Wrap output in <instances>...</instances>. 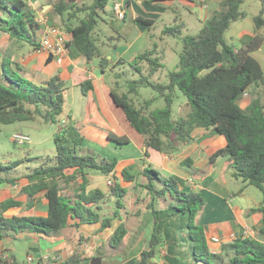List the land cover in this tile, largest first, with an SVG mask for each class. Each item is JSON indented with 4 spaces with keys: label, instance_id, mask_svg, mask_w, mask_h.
<instances>
[{
    "label": "trees",
    "instance_id": "trees-1",
    "mask_svg": "<svg viewBox=\"0 0 264 264\" xmlns=\"http://www.w3.org/2000/svg\"><path fill=\"white\" fill-rule=\"evenodd\" d=\"M125 1L129 3V0ZM245 1L220 0L197 34H184L185 22L181 16H176L175 24L166 26L162 32L181 39L182 50L179 63L167 73V81L164 82L151 80L165 67L161 55L155 53L156 44L154 49L146 48L132 59L120 57L113 61L105 54L97 28L100 21L105 20L102 14L108 13L110 0H92L91 3L81 4L79 0H57L53 2V8L71 34V40L67 41L68 48L72 47L89 61L97 60L102 72L110 71L115 75L116 84L110 91L111 98L122 109L129 125L144 137L147 148L145 155L148 156V148L174 154L193 140L195 129H211L223 136L226 143L211 155L210 161L214 163L219 156L229 155L234 176L261 189V205L252 211H261L264 219V96L261 92L264 69L253 55L259 45L252 41L236 48L225 38L232 23L247 16V11L242 9ZM112 2L114 5L117 0ZM31 4L22 0H0V31L8 33L11 40L29 43L37 49L40 24L35 20ZM111 11V16L116 17L114 8ZM80 12H84L85 16L80 17ZM135 20L150 30L157 19L139 15ZM254 22L257 29L264 26V5L254 17ZM112 28L117 30L114 25ZM11 64V57L5 55L3 68L6 80L0 83V124L41 119L45 124L60 125L65 105V82L55 75L37 84L19 71L18 64L15 68H11ZM119 67L124 68L116 71ZM130 69L141 76L129 79ZM122 77L126 78L127 90L120 93L119 79ZM91 87L90 80L83 82L85 94ZM143 87L153 88L158 95L137 104L136 98ZM249 88L250 101L246 107H242L239 100ZM176 90L186 96L190 106L185 116L177 118L173 114ZM158 98L165 100V106L152 109V104ZM58 133L56 155L42 159L38 166L28 167L22 175L28 180L23 186L28 200L23 202L8 197L0 202V240L22 232L53 235L63 228L79 227L82 223L101 222L102 228L111 226L114 217L102 218L97 208L93 207L94 204L99 205L105 193L98 188L88 189L89 174L97 170L109 176L114 173L117 161L98 159L91 153L80 154L78 146L82 144L83 137L75 127H59ZM108 138L118 145L130 142L126 135L109 133ZM19 166L20 161L0 164V170H9L5 175H0V183L15 180ZM114 178L116 181L110 186V193L116 198L118 208L124 207L123 201L128 193L126 184H134L136 188L142 187L150 196L148 212L153 216L148 246L125 264H264V242L252 237L237 236L223 242L220 250L212 249L206 226L197 220L205 205V198L199 191L184 189L177 177L166 176L158 169L146 166L138 173L123 169ZM72 182H78L75 193L68 192ZM42 199L48 203L46 216L4 214L11 207L31 209ZM160 201L166 203L164 209L158 207ZM114 215H120L118 209ZM172 216L179 217L182 222L180 228L184 229L185 234L181 235V244L188 249L185 253L176 246V236L172 235L170 227L164 225L166 219ZM127 233L125 223L121 222L113 232L110 244L118 247ZM261 233L264 234V227ZM166 240L173 245L162 258L161 252L165 247L161 245H165ZM81 259L82 254L74 252L66 259L51 261V264H79ZM0 264L27 263L11 254L7 258L1 257ZM92 264H102V257L93 256Z\"/></svg>",
    "mask_w": 264,
    "mask_h": 264
},
{
    "label": "crops",
    "instance_id": "crops-1",
    "mask_svg": "<svg viewBox=\"0 0 264 264\" xmlns=\"http://www.w3.org/2000/svg\"><path fill=\"white\" fill-rule=\"evenodd\" d=\"M178 1L186 4L188 11L196 15L194 13L195 10H189L197 5L196 0H164L154 3H150L148 0H129V3L125 0H117L116 4L121 5L125 10V19L118 18L117 21L111 20L110 23L111 26L114 25L116 27L117 30L115 32L119 36L118 39L124 40V43L115 45L113 43L107 44V48H103L107 57L113 59V61H116L120 57L132 59L141 51H144L148 47L149 30L147 26L137 22L135 20L136 17L141 15L158 20L173 3ZM53 2L55 1L47 2L42 11L47 10L49 24L58 26L55 22L60 21L61 16L54 11ZM36 4H31V9L35 13V20L40 24V28L37 29V38L40 40L41 37L39 34L44 25H41L38 17H42L41 15L44 16V14H36ZM116 4L113 5V8ZM145 11H149L150 16L145 15L144 13H148ZM181 15L183 17L184 14ZM208 18L203 19L204 22ZM65 37L67 41L71 40V34L69 32L65 34ZM19 45L24 46L22 42L11 40L8 33L0 31V83L6 80L3 68L5 55L11 57V68H15L17 66L16 64H18V67H20L19 71L34 83L42 84L50 77L58 75L65 82V104L68 103L67 112L63 116L61 115L62 117L60 119H66L67 126L78 129L80 135L83 137V142L78 148H82L85 145L88 137L93 138V140L101 139V142H99L103 143L101 147L109 149L107 151L108 154H103L102 156L106 157L109 161H117L114 173L109 176L102 173L95 175L92 171L89 174L88 189L93 190L89 186L96 185L98 189L105 193L99 205H93L95 209L97 208L102 218L104 216L101 210L105 202H107V198H112L107 181L115 176H119L123 169L138 173L144 167L151 166L166 176L177 177L186 190H196L202 195L206 192L209 193L210 197H204L205 205L198 215L197 220L200 224L206 226L207 237L212 249L220 250L223 242L241 236L244 230H252V238L264 242V234L261 233V228L264 227L263 213L258 210L252 211V209L258 208L261 202L258 206L250 208H235L233 206L234 201L237 199L235 196L236 194L243 193L244 189L242 188L236 192L230 187L229 179L227 178L228 173L231 174L232 178L237 179L233 174L234 170L231 166L232 159L229 155H222L216 158L214 163L210 161L211 155L225 145L226 141L223 136L214 133L211 129L199 127L194 131L193 140L183 145L176 153L166 154L153 148H148V156H146L145 152L147 148L144 144V138L142 136L135 138L138 136L134 132H138L129 125L122 109L111 98L110 91L114 87V84H116V77L113 73H109L110 71L106 73L102 72L97 60L89 61L84 55L76 52L72 47H70L69 54L63 63L54 62L55 67H49L54 60L47 63V55L44 66L48 68L44 66L40 67V53L36 51L33 54L35 50L33 48L29 52L30 54L28 53L24 56ZM15 47L17 50H15ZM86 80L92 82V87L85 94L82 87L83 82ZM250 98L251 96L248 97L245 105L241 106L246 107ZM187 106H189L188 103ZM56 126L58 136V127L60 125L56 124ZM109 133H114L119 136H127L132 133L138 145L136 152L134 154L121 155L119 151L123 150L122 146L110 140L108 138ZM138 134L140 135V133ZM131 142L132 140L128 144H124V146L130 145ZM23 171H19L17 176L27 172L24 169ZM101 175L106 178L104 181L94 179V177L98 178ZM20 178L9 182L13 186H2L4 188L2 190L9 187H22L28 183V180L23 176ZM4 183L8 182H2L0 185ZM71 184L73 186L74 182ZM68 192L71 193L70 190ZM3 196L2 200L8 197L23 202L26 200L21 195H16L15 192H6ZM24 208V206L11 207L4 214L9 216L26 214L27 212V214L42 216L48 214V203L44 199L38 201L30 210H25ZM119 223L120 220L116 221L113 218L111 226L105 228H102L101 222L80 224L79 232L88 236L89 240L86 246H82L81 252L83 254L79 264H92L93 256L102 257V264H125L130 258L138 256L147 247L148 239H142L139 234L132 233L131 231L127 233L118 247L112 246L109 243V239ZM164 225L169 226L172 235L176 236V246L179 247L182 245L181 235L185 233H183L184 229L180 228L182 222L179 217L172 216L166 219ZM152 226L153 216L151 230ZM66 228H63L60 232L53 235H41L37 232H22L14 236H7L0 240V258H7L9 255L14 254L19 261H24L27 264H51V261L57 262L66 259L76 251V244L79 242L75 240L74 242L67 241L63 235V231ZM215 237L220 238V241H212V238ZM170 245L173 244L169 240H166L165 245H161V247H165L166 249L161 252L162 258H164ZM137 249L140 250L138 251ZM29 258H31V261H29Z\"/></svg>",
    "mask_w": 264,
    "mask_h": 264
},
{
    "label": "rangeland",
    "instance_id": "rangeland-1",
    "mask_svg": "<svg viewBox=\"0 0 264 264\" xmlns=\"http://www.w3.org/2000/svg\"><path fill=\"white\" fill-rule=\"evenodd\" d=\"M49 1H57V0H37L36 1L37 3L36 4V7H37L36 14L37 15L44 14V16L41 15L42 17L40 16L38 17L40 20H45V19L48 20L47 17H49V15L47 14V10H44V11L42 10H43L44 5ZM91 1L92 0H79V4L83 2L91 3ZM219 2L220 0H197L196 2L197 7L194 6L193 8L189 9L190 11L195 10L196 11V12L194 11V13H196L195 15V14H192L193 12L191 13L188 11L186 4L178 1L176 3H173V5L167 9V11L163 14V16L159 18L158 20H156L155 24L150 28L149 33H148V47L147 48L151 50L155 48L154 47L155 44L157 45L155 49L156 51L155 53L161 55L160 57L163 58L165 67L161 68L155 74V76L151 78L152 81L154 82L167 81V73L170 70H173L174 68H176L177 64L179 63V54L182 50L181 39L170 36V35H164L162 30L166 26L174 25L176 16H181L182 21L185 22L184 34L186 33L187 34H197L203 27V24H204L203 19H205L206 17L212 16L214 10L219 5ZM263 5H264V2L262 0H246L245 3L243 4L242 9L247 11L248 13L247 16L233 22L230 28L226 31L225 38L228 41V43L234 45L236 48L246 46L250 42L255 41L259 46L257 47L258 49H256L253 52L254 53L253 55L260 62L262 68L264 69V26L260 29H257L255 22H254V17L260 13ZM111 10H113L112 0H110L109 6L107 9L108 13L102 14V17L105 20L100 21L98 28H97V35L104 49L107 48V44L113 43L115 45L119 43L121 44L124 43V40L118 39L119 36L117 32H115L111 26L110 18H114L115 21L118 20L117 16L116 17L111 16V12H112ZM145 12H148V13H144L145 15L147 14L148 16H150L149 11H145ZM181 14H184L183 17ZM79 16L83 17L85 16V13L80 12ZM55 24L59 26V28L62 30L65 36V34L68 31L66 30V25L63 19L60 18V21L55 22ZM42 33H43V28L39 34L40 37L42 36ZM109 35L112 37H110ZM22 44L24 46L19 45V47L23 55L26 56L30 51L33 50V46L26 42H22ZM15 46H17V44H15ZM15 50H17V48ZM35 52H36V49L33 51V54ZM39 55H41V59L39 63L40 67H43L45 60L47 58V52H42ZM54 62L56 61H53L49 67H55ZM44 67H47V66H44ZM121 68H124V67H119L116 69V71L122 70ZM144 68L146 69L147 67H144ZM128 74H129L128 75L129 79H137L141 76L140 73L135 72L131 69L129 70ZM144 74L148 76L147 71H144ZM107 79L109 78L107 77ZM125 79L126 78H123V77L119 79L120 80V93L127 90ZM247 92L243 96V98L239 100L240 105H245L248 97L251 96L250 90H248ZM261 92L264 96V87L261 89ZM157 95H158V92L154 90L153 88L143 87L140 90V96L136 98V103L142 104L144 103L146 99L152 98ZM187 102L188 100L186 96L180 90H176V100L173 105V114L176 118L179 116H185L189 112L190 106H187ZM67 104L68 103L64 105V112L62 116L66 114L67 112V108H68ZM164 106H165V100L163 98H158L152 104L151 108L156 109V108H161ZM56 129H57L56 124H45L42 122L41 119L34 120V121H21V122H16V123H11V124H0V164L6 165L9 162L20 161V166L17 171L24 172L23 169L27 171L28 167H35V166L40 165L42 162V159L45 160L48 157H54L57 152V146H56V141H55L57 138ZM58 130H59V127H58ZM17 132H23L25 134H28L31 137L32 142L30 144H20V145L16 144L13 140V134ZM134 133L136 136H138L135 138H140L142 136L141 134L139 135L136 132ZM127 137L130 140H132V142L130 145H127V146L119 145V146H122L123 148V150L119 151L121 155H126V154H131V153L134 154L137 150L138 145L136 144V141L132 133L128 134ZM99 142H101V139L93 140V138L88 137L85 145L82 148L81 147L78 148V152L80 154L91 153L95 155L98 159L106 158L102 155L108 154L107 151H109V149L106 147H101L103 146V143H99ZM8 171L9 170H0V175H5L6 172ZM18 172L16 174H18ZM92 173L95 175H99L100 172H98L97 170H93ZM20 177H22V175L18 176L17 178L21 179ZM227 178L229 179L230 187L236 192L238 190H241L242 188L244 189L243 193L236 194L235 196V198H237L233 203V206L235 208H243V207L250 208V207L258 206L260 204V202L263 199V192L261 191L260 188L254 185H251V184H247L240 178L234 179L232 178L230 173H228ZM94 179L96 180L99 179L101 181H104L106 178L101 175L98 178L94 177ZM5 185L13 186L9 182L0 185V201L3 199L4 197L3 195L6 192L8 193L15 192L16 195H21L22 197H24V199H26L25 202L28 200L27 194L24 193L23 191L24 185L22 187L20 186H17L14 188L9 187L5 190H2L4 189L2 186L5 187ZM77 185H78V182H74L73 186H71L68 190H70L71 193H74L76 191L75 187ZM126 185L128 186V193L123 201L124 207L118 208L116 204V198L110 193L112 198L110 199L107 198V202H105V205L103 209L101 210V212L104 217H114L116 221L120 220V223L124 222L127 227L128 232L131 231L132 233L139 234L140 237H142V239H148L150 230H151V223H152V215L148 212V202L150 201V196H148V194L146 193V190L142 189V187L136 188L134 184H126ZM103 187L105 188V186ZM108 187L110 191L111 188L109 185ZM89 188L94 189L97 187L96 185H91L89 186ZM203 196L205 198L210 197L208 192L204 193ZM165 205L166 203L163 201H160L158 203L159 208H164ZM24 209L30 210V209H27L26 207ZM117 209L120 212L119 216L114 215ZM183 233L185 232L183 231ZM63 235L66 237L67 241L69 242H74V240L76 242L79 241L76 244L77 248L75 249L76 250L75 252H80L81 254H83V252H81L82 246H86V243L88 242L89 237L86 236L84 233L79 232V227L69 226L63 231ZM178 248L179 250L182 251V253H185V251H188L186 245L184 246L180 245ZM137 250L139 251L140 249H137ZM163 250L165 251V249Z\"/></svg>",
    "mask_w": 264,
    "mask_h": 264
},
{
    "label": "built area",
    "instance_id": "built-area-1",
    "mask_svg": "<svg viewBox=\"0 0 264 264\" xmlns=\"http://www.w3.org/2000/svg\"><path fill=\"white\" fill-rule=\"evenodd\" d=\"M22 1H27L32 2L31 0H22ZM37 1V0H36ZM197 1V0H196ZM114 12L116 13L117 17L119 19H123L125 15V10L122 8L121 5L116 4L114 6ZM38 21L42 22L41 24L44 25L43 27V33L42 36L39 40V46L36 49L37 53H42V52H47V55L49 53H52L54 58L53 60L58 62V63H63L64 59L68 56L69 54V48L67 46V40L62 32V30L56 26V25H51L48 23V20H40L38 18ZM67 125V120L62 119L60 123V127H65ZM13 140L16 144H30L32 142L31 137L28 134H25L23 132H17L13 134ZM115 179L111 178L107 181L108 185H114L115 184ZM253 231L252 230H244L243 236L245 237H252ZM214 242H219L220 238L215 237L212 238ZM31 260V258H29Z\"/></svg>",
    "mask_w": 264,
    "mask_h": 264
},
{
    "label": "water",
    "instance_id": "water-1",
    "mask_svg": "<svg viewBox=\"0 0 264 264\" xmlns=\"http://www.w3.org/2000/svg\"><path fill=\"white\" fill-rule=\"evenodd\" d=\"M31 1L32 2H36V0H31ZM53 58H54L53 54L52 53H49L48 54V58H47V63L52 62L53 61Z\"/></svg>",
    "mask_w": 264,
    "mask_h": 264
}]
</instances>
